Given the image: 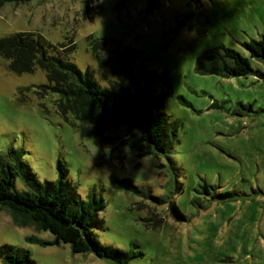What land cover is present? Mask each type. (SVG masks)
<instances>
[{"label":"rangeland","instance_id":"rangeland-1","mask_svg":"<svg viewBox=\"0 0 264 264\" xmlns=\"http://www.w3.org/2000/svg\"><path fill=\"white\" fill-rule=\"evenodd\" d=\"M3 1L0 38L28 32L54 50L74 47L70 59L104 87L111 88L93 40L141 53L160 77L157 92H167L163 113L176 137L171 161L141 155L124 126L97 144L90 124L56 112L57 97L34 94L48 83L44 71L16 74L0 55V161L21 152L42 183L59 180L63 161L82 199L104 202L100 243L123 254H74L68 244L31 241L55 236L16 225L6 210L0 246L30 252L34 264H264V79L197 71L204 52L227 47L264 72L244 46L264 39V0H154L152 13L149 0ZM15 190L30 189L17 177Z\"/></svg>","mask_w":264,"mask_h":264},{"label":"trees","instance_id":"trees-1","mask_svg":"<svg viewBox=\"0 0 264 264\" xmlns=\"http://www.w3.org/2000/svg\"><path fill=\"white\" fill-rule=\"evenodd\" d=\"M30 1L4 0L3 3ZM149 5L148 12L152 13L154 0H149ZM93 41V52L103 79L111 88L99 84L90 70L82 71L70 59L74 47L58 46L54 50L53 45L35 33L23 32L0 38V55L10 62L9 69L16 74H32L37 69L44 71L48 83L34 87V94L40 99L48 95L57 97L56 112L67 121H70L71 114L75 122L90 124L88 133L96 138L97 144L106 138L108 130L124 126L127 132L137 136L132 147L145 149L141 155H164L171 161L169 154L176 131L163 113L167 92L160 94L156 90L160 79L158 73L147 67L137 51L109 39ZM244 46L252 58L264 63V39ZM110 67L119 72L110 70ZM197 71L202 75L224 78L255 75L264 79V72L255 71L247 57L227 47L204 52L198 60ZM115 75L120 77L117 83L113 80ZM58 170V181L42 183L30 165L21 159V152L10 151L8 159L0 161V211H8L18 226H34L55 236L52 242L30 238L31 241L48 245L68 244L74 254L94 252L103 257L115 252L122 255L121 251L103 246L96 235L97 229H105V221L98 215L104 209V202L93 196L88 201L82 199L61 160ZM17 177H21L30 189L28 192L15 190ZM159 201L165 200L160 198ZM174 212L177 217L184 218L176 208ZM0 264L34 262L30 252L3 245L0 246Z\"/></svg>","mask_w":264,"mask_h":264}]
</instances>
